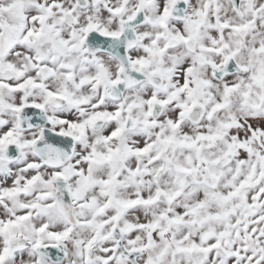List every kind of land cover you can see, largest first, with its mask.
Listing matches in <instances>:
<instances>
[{"label": "snow or ice", "instance_id": "snow-or-ice-1", "mask_svg": "<svg viewBox=\"0 0 264 264\" xmlns=\"http://www.w3.org/2000/svg\"><path fill=\"white\" fill-rule=\"evenodd\" d=\"M0 264H264V0H0Z\"/></svg>", "mask_w": 264, "mask_h": 264}]
</instances>
